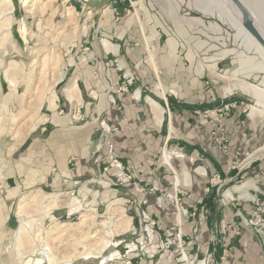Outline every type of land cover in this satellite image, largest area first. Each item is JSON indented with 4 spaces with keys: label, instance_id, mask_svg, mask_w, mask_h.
<instances>
[{
    "label": "rangeland",
    "instance_id": "1",
    "mask_svg": "<svg viewBox=\"0 0 264 264\" xmlns=\"http://www.w3.org/2000/svg\"><path fill=\"white\" fill-rule=\"evenodd\" d=\"M11 1L14 7L11 20V35L9 40L0 42V216L2 217V222H0V264H36L37 259L42 258L43 250L46 249L48 242L52 244L67 238L65 234H51L49 239L47 238L49 231L62 224L70 225L71 232L69 235H76L79 232L78 230H80L95 235L94 238L90 239L91 241L88 240L89 242H94L96 238H103L109 241V246L101 257L89 260L80 259L73 262V264H101L103 260L105 261L104 264H107L106 262L110 260L111 254H117L114 252L117 245L119 246L116 249L122 252L127 248L132 249L136 239H138V237L131 234L132 232H129L130 228L137 226L135 219L133 220L131 217L134 206L129 204L123 206V200L118 197L119 195L116 198H108L110 193L107 191L117 190L118 188H107L102 193L104 189L101 187L92 189L90 187L91 184H88L89 189L91 188L93 192L98 193H95L93 203H89L92 200V198H89V201H87L89 204L84 209L75 208L68 213V209L72 208L76 203L73 198L76 199L78 197L69 198L67 196L69 203L54 210L63 213L61 218H57V212L53 215V218V211H51L50 215L43 219L39 218V220L34 207L31 205L26 206L25 214L17 215L20 201L28 202L34 195L43 197L44 195L51 196L54 194L60 196L58 200H61L65 199L66 195L58 194V192H66L71 189L56 192V190L50 191V189H46L44 185L39 186L38 182L45 181L40 177L41 169H39V166L42 161L36 158H27L24 152V147L26 146L24 143L26 141L31 142L37 137L38 130H34L45 121V115L49 114L46 111V101L49 102L51 107L54 106L56 96L61 101L62 97L60 94L67 87L65 84L68 82L74 61L77 62L82 57L83 51L86 53L91 52L89 42L97 41L100 48H104L106 51H115L116 47L114 46L119 41L115 37L112 41L107 38L105 41L103 40L105 39L104 35L102 36L97 32L98 24L102 26L101 22L104 20H111L109 23H115L114 21H116L115 25L117 27L128 30L127 34L131 39L125 47L130 52L135 50L134 45L137 37L130 35L129 32H133L134 27L140 32L141 45L145 53L143 65L156 74L158 80L154 86H156L158 92L162 90L174 92L179 86V83L175 82L176 79L178 81V78L184 80L194 78L196 75L200 76L198 82H202L203 86V109L194 110L192 115L197 118L202 127L208 128L209 136L213 141V148L219 156L226 152L224 155L231 154L235 156V161L238 163V161L240 162L238 158L242 155L241 153L246 152L242 155L241 162L247 159L254 160L257 156H262L261 162H264V101L257 99L252 91L246 93L240 88H234V86L244 85L255 87L259 91L264 90L256 85L260 79L256 78L258 80L253 83L244 80L242 75H239L242 74L243 69L248 70L239 66V56L244 59L252 56L254 58L258 55L252 54L247 50L243 39L238 36L236 28L225 17L217 13L212 16L203 12L195 6L194 0H124L123 12L117 10L115 15V12L112 13L108 10L103 13V18L101 17V12H99L90 19H88L90 17L88 16L89 12L74 10L73 5L68 0H57L56 2L32 0L24 7V4L19 0ZM204 1L206 2V7L215 5L213 0ZM169 3L172 5V10L178 4L179 8L177 11H170ZM249 5L252 6V4ZM181 18L198 19L201 24L197 28L191 29L189 25L181 22ZM258 23L260 25L261 22L258 21ZM261 24L260 27L262 26L264 30L263 22ZM23 28L25 34H23ZM119 36H123L122 33ZM176 37L184 40V42H178ZM228 51H231V53L225 54ZM162 54L172 57L168 71H165L160 66L159 60ZM46 55L50 57L49 69H47V86L43 88V91H39V88H36V90L26 92L25 83L27 78L33 69L35 73H38L40 62L43 61V57ZM251 70L264 72L260 68H251ZM64 72L65 74L68 73L65 80L62 79ZM234 72H237V74L233 75ZM165 74H169L170 82L167 85L160 78ZM130 75L135 78L134 74ZM6 77L12 81V84H9ZM60 79L62 81L59 83ZM124 82H126L125 79L121 78L120 81L114 84L112 90L120 92L119 86ZM154 86H148V89L152 91ZM69 89L64 90L65 97L69 100L77 97L76 86L73 94H66ZM262 95L264 96V91ZM109 97L112 98V96ZM232 98L241 99L243 102L241 101V103L237 104L232 101ZM206 102H213L214 106L209 104V107ZM21 104L31 111V114L26 116L23 121L21 120V122L12 125L10 116L20 110ZM259 105H262V108ZM160 109L162 110L161 107ZM58 111L62 113L61 115L66 116V109ZM162 111L160 125L157 123V112L155 109L153 111V114L155 113L154 121L158 126L163 125ZM168 114L170 112L165 115L166 124L169 122L171 132L169 134L172 136L176 134L178 129L175 125L174 115ZM73 116L74 114L70 118L73 119ZM36 120L39 122L33 130L27 131L24 135L16 133L18 129L26 127ZM86 121L91 122L90 120ZM103 123L104 121L102 120H96L94 127L98 131L87 139L88 142H85L84 150H90V152L92 150L93 152L96 148H103V145L105 146L108 141L113 142L111 138L107 141H104V138L100 140L99 133L102 130L109 136L110 133L113 134L112 132L117 130L109 126L106 127ZM73 124L75 127H81L82 125H84L82 128L85 126L90 127V124L85 123L81 119ZM47 136L48 132H44L40 138L43 139ZM162 143L154 162L161 170H165V176L168 177L166 178L168 180L166 183H169L170 189L164 191L157 184L158 190L154 193H157L160 199L165 200L164 203L168 202L169 206L171 205L174 208V203L164 198V195L166 193H174L175 189L183 192V194L178 195L181 207L187 209L189 214L195 213L194 216H179L176 215L174 209L169 207V215L174 217L172 226L174 225L175 229L173 232H178L177 226L179 224L181 225V227L179 226L180 230H182V218L196 220L198 217V204L192 203L186 207L182 202L181 196L190 197V194L183 187V185L187 184V181L189 183L190 179L188 174L184 176L186 172L190 175L195 174L208 178L209 185L218 189L220 203L223 207L234 204L232 209L236 211L238 207L235 200L242 205L250 204L247 211H241V215L245 219V224L253 229L251 224L255 222L258 216L255 201L259 198L247 193L244 196L246 191H244V194L239 191V193L236 192L235 194L231 192V190H239L236 187L243 185L244 182H238L242 180L240 179L241 174H236L233 181H231V179L217 174L208 177L202 168H198V165L194 166V164L187 170L185 168H177L175 165L176 160H182L178 152L182 151L168 145V142ZM97 159H93L94 164L99 162ZM190 160V163H193L194 159L191 158ZM74 161L75 158L69 160L70 168ZM215 176H219V179L215 178ZM93 177L95 175L90 178ZM183 188L185 189L184 191ZM209 190L210 188L206 192H209ZM44 197L46 198V196ZM43 202L44 205L48 204L45 199ZM160 203L164 205L162 201ZM138 209L147 212L144 207ZM120 212L131 219V222L127 230L116 232L120 223ZM20 222L28 225L26 226L27 232H33L32 236L37 235V233H39V236L34 237L36 238L34 241L35 247L28 254L26 253L17 258L14 251V242ZM192 228L191 232L197 229L196 226ZM258 238L263 245L262 236L258 235ZM56 259L62 262L60 255ZM59 261L56 263H60ZM42 264L48 263L45 260ZM209 264H211V259Z\"/></svg>",
    "mask_w": 264,
    "mask_h": 264
},
{
    "label": "crops",
    "instance_id": "2",
    "mask_svg": "<svg viewBox=\"0 0 264 264\" xmlns=\"http://www.w3.org/2000/svg\"><path fill=\"white\" fill-rule=\"evenodd\" d=\"M68 2L73 5L74 10L89 12L88 16L90 17L88 19L99 12H101L103 18L105 11L115 12V15L117 10L124 11V0H68ZM109 22L111 20H104L101 22L102 26L98 24L97 32L102 36L104 35L105 39L103 40L105 41L106 38L112 41L115 37L119 41L114 46L117 51H114L115 53L106 51L104 48L99 47L97 41H90L91 52L86 53L83 51L82 57L77 62L74 61L68 82L65 84L67 87L64 88V90L72 89L75 85L78 92L77 97L69 100L65 97L64 90H62V94H60L61 101L56 96L53 107L46 101V111L49 114L45 115V121L34 130H38L37 137L31 142L26 141L24 143L26 145L24 147L25 156L42 161L39 166L42 174L40 171L39 173L40 177L47 182L40 181L38 185H44L46 189L56 190V192L70 188L75 189V182H88V184H91L92 189L100 187L94 184L95 178L90 177L101 172V160L105 154V146L103 145V148H96L93 152L92 150L90 152V150H84V145H86L85 142H88L87 139L98 131L94 127L96 120H102L104 126L116 128L117 130L112 132L113 134L110 133V136L102 130L99 133L100 140L101 138L102 140L104 138V141L109 138L113 140L116 157L133 178L132 184L128 188L108 190L107 192L110 193L108 195L109 199L116 198L118 195L121 200L128 198L129 191L137 184L147 189H150L154 184H159L164 191L169 190L165 170H161L154 162L163 144L162 142H168V145L181 150L185 154V159L176 160L175 165L177 168L187 170L194 164V166L198 165V168H202L208 177L217 174L231 179V181H233L236 174H241L240 179L242 180L238 182H244L243 185L236 187L239 190H231V192L233 194L236 192L244 194V191H246L244 196H246V193L257 196L260 204L264 206V162H261L263 157L257 156L254 160L247 159L249 161L244 160L241 162L242 155L246 153L242 152V155L238 158L240 162L237 163L235 156L231 154L224 155L222 153L219 156L213 148V141L209 136L208 128L202 127L197 118L192 115L194 110L203 109V86L202 82H198L200 76L187 77L189 79L184 80L178 78V81L176 79L175 82L179 83V86L174 92L163 90L158 92V89L154 86L158 80L156 74L143 65L145 53L141 45L140 32L135 27L133 32H129L130 35L137 37L134 45L135 50L130 52L125 47L131 39L127 34L128 30L117 27L115 25L116 21H114L115 23ZM120 33L123 36H119ZM176 39L180 43L184 42L180 38L176 37ZM171 60L170 55H160V66L168 71ZM260 61L262 60L259 56H255L252 60L254 64H258ZM94 64L95 66L92 67ZM244 68L248 70L243 69L242 74L239 75H242L244 80L253 83L260 79L256 85L260 89H264V72L251 70L252 67L249 66H244ZM130 74L135 75V80L130 86L129 92L120 93L112 90L114 84ZM67 75L68 73L65 74L64 72L62 79L65 80ZM168 75L165 74L160 77L165 85L170 82ZM256 78L258 79L256 80ZM62 79L59 80V83ZM152 85L154 89L150 91L148 86ZM109 96H112V98ZM149 100H153L162 108L163 125L158 126L154 121L155 113L153 114L154 109L148 103ZM232 101L238 104L242 100L232 98ZM206 103L208 106L209 104L214 106L213 102ZM62 109H66V116L59 113L58 110L62 111ZM167 112H170L168 115H174L175 125L178 129L176 134L172 136L169 134V122L166 124L165 115H167ZM72 114H74L73 119L70 118ZM79 119L90 124V127L85 126L82 128L84 125L75 127L73 123L78 122ZM44 132H48V136L41 139L40 137ZM71 158H75V161L70 168L69 160ZM95 158L100 159L97 164L93 163ZM191 158L194 159L193 163H190ZM185 174H188L190 179L189 183L188 181L187 184L185 182L186 185H183V187L190 194V197L181 196L182 202L186 207L192 203L199 206L196 220L182 218L183 232L180 231L186 236L187 248L188 250L191 249L190 253L197 255V260H202L207 254H210L211 264H264L262 242L253 229L245 224V219L241 215L242 212L248 210L250 204L242 205L235 200L238 207L236 211L232 209L234 204L223 207L220 203L218 189L209 185L208 178L195 174L190 175L188 172L184 173V176ZM64 180H66V183H63ZM88 186L77 190L74 196L78 198H73L76 203L68 209V213L75 208L84 209L89 203H93L94 195L97 192L91 191ZM208 188L210 190L206 192ZM104 191L105 189L102 190V193ZM89 198H92V200L89 201ZM135 198L138 200L145 198L147 200L144 209L158 225L172 226L174 217L168 215L167 208H173L171 205L169 206L168 202L164 203L165 200L160 199L157 193L136 195ZM158 204H161L162 207H158ZM55 213L57 218H61L63 215L60 211H53V218ZM131 217L133 220L135 219L137 226L130 228L129 232H143L144 222L139 217L137 207H134ZM194 226L197 228L196 232H191ZM154 232L157 231L154 229ZM161 237L162 234L158 233L156 239L159 240ZM139 240L146 242V238L141 237L136 239L135 243ZM137 256L136 251L132 250L130 258L133 260V264H180L175 260L159 259L149 248L145 249L142 261H138Z\"/></svg>",
    "mask_w": 264,
    "mask_h": 264
},
{
    "label": "bare ground",
    "instance_id": "3",
    "mask_svg": "<svg viewBox=\"0 0 264 264\" xmlns=\"http://www.w3.org/2000/svg\"><path fill=\"white\" fill-rule=\"evenodd\" d=\"M19 1L24 4L23 7L27 6L30 2H32V0H19ZM56 1L57 0H49V2H56ZM240 1L246 6L250 15L254 19V22L256 23L257 27L264 34L263 27L262 26L260 27V25H262L261 24L262 22L264 26V0H240ZM194 2L197 8H199L205 13H208L209 15L213 16L217 13L218 15L225 17L226 20L233 27L236 28L237 34L240 38L243 39V42L245 43L247 50L250 52L252 51L253 53H256L262 60L261 63L259 62L258 64H254L252 62L253 57L243 59V58H240L239 56L238 64L241 68L244 66H249L255 69L260 68L261 70H264V49L252 38V36L248 32H246L243 29L241 25V21H240V14L236 10L234 5L230 2V0H213V2H215V5L208 6V7H206V2L204 0H194ZM249 4H252V6H250ZM168 5L170 7V11L172 12L173 10L177 11V9L179 8V5L177 4V7H175L172 10V5L170 3ZM13 9L14 7L12 5L11 0H1V3H0V42L9 40L10 38ZM258 21L261 22L260 25H258L259 24ZM181 22L189 25L191 29H195L201 24L200 20L198 19L181 18ZM23 34H25L24 28H23ZM115 51H117L116 48H115ZM230 53L231 51H228L225 54H230ZM49 61H50V57H48V55L44 56L43 61L40 62V65L38 67L40 68L38 69L39 70L38 73H35L34 69L31 71V74L27 78L26 83H25L26 92L30 90H36V88H39V91H43V88L47 86V83H48V80H47L48 70L47 69H49L48 67ZM235 74H237V72H234L233 75ZM6 79L8 80L9 84H12V81L9 78L6 77ZM234 88H240L246 93L252 91L257 99H261L260 101H264V96L262 95L264 90L259 91L255 87L244 86V85H238V87L234 86ZM66 92H67L66 94L75 93V86H73L72 89ZM136 99H138V97H136ZM149 103L156 110L157 123L158 125H160L162 121L160 117L162 110L160 109L158 104H156L155 102L149 100ZM29 114H31V111L27 110L21 104L20 110L16 114H12L10 116V123L12 125H14L15 123H19L21 122V120L23 121L24 118L28 116ZM38 122H39L38 120L33 121L28 126L18 129L16 133H21L22 135H24L25 133H27V131L33 130L36 127V124ZM76 183L74 184V186H76L77 188L76 189L71 188L68 191V192L73 191L71 193V196L66 195L64 197L65 199L58 200L60 196L54 194L51 196L44 195L46 196V198L44 196L36 197V195H34L30 198L29 201L27 200L28 202L20 201L18 208H17L18 209L17 215L21 216L22 214H25L26 206L31 205L34 207L38 219L39 218L43 219L47 217L48 215H50L51 211H54L56 208H61L62 206L67 205L69 203L68 197L69 198L73 197L76 194L77 190H80L81 188H86V186L88 185V182H76ZM94 184L100 186L102 189L116 188L113 186L107 187L105 185L107 184L106 181H103L102 184H99L97 182H94ZM43 198L47 200L48 202L47 205H44ZM120 216H121L120 223L117 227L118 230L116 232H122V231L127 230L131 222V219L127 218L124 213H121ZM0 222H2L1 216H0ZM26 226L28 225H25V223L20 222L19 229L16 232V237H15V242H14V251H15L17 258L20 256H23L26 253L28 254L35 247L34 241L36 238L34 237L39 236V233H37V235L35 234L34 236H32L31 234L33 232H27ZM78 231L79 232L76 235H69L71 232L69 224H62V225H59L58 227L56 226L55 229L49 231V233H47L48 239L51 234H55V235L65 234L67 238L59 242H56L57 244L56 243L50 244L48 242L46 249L43 250L42 258L37 259L36 264H42L45 260L47 261L48 264H73V262L80 260V259L89 260V259H93L96 257H101L102 253H104L105 250L108 248L109 241H106L103 238H96L94 242H89L88 240H90L91 238H94L95 235H91L87 232H82L80 230ZM59 255H60V258H62L61 259L62 262L56 259V257ZM116 256L117 254H113V255L111 254V257L109 259L113 260ZM57 261H59L60 263H56ZM104 262H105L104 260L101 261V264H104Z\"/></svg>",
    "mask_w": 264,
    "mask_h": 264
},
{
    "label": "built area",
    "instance_id": "4",
    "mask_svg": "<svg viewBox=\"0 0 264 264\" xmlns=\"http://www.w3.org/2000/svg\"><path fill=\"white\" fill-rule=\"evenodd\" d=\"M126 82L119 86L120 92H128L129 86L132 84V81L135 79L132 75H128L123 77ZM227 108V107H226ZM181 151V150H180ZM180 154V158L184 159V154L182 152H178ZM226 152H224L225 154ZM100 159H97V161ZM102 163V171L98 174H95V181L99 184H102L103 181H106L105 184L107 187H116V188H128L129 185L132 184L133 178L130 173H128L122 163L116 158L114 144L108 141L105 145V154L101 160ZM215 178L219 179V176H215ZM66 183V180L64 181ZM76 183V182H75ZM74 183V184H75ZM78 184V183H76ZM91 190V188H90ZM158 190L157 184L151 186L150 189H147L144 186L134 185L133 189L129 191V197L123 200V206L126 204L133 205L134 207L141 208L147 205V200L145 198L136 199V195H143L148 193H153ZM69 191V190H68ZM58 192L61 195H69L73 192ZM92 191V190H91ZM167 194V195H166ZM164 198H167L168 201L174 203V211L176 215H182L184 217L194 216L195 213L189 214L188 210L181 207L179 203L178 195L183 194L175 189L174 193H166ZM259 200L256 199L255 204L257 205L256 212L258 216L251 225L255 233L263 238V248H264V207L260 203ZM158 207H162L161 204H158ZM139 211V217L144 222L143 224V232H132L131 234L141 238L145 237L146 242L138 241L134 244L133 248H127L124 251L117 250L115 247V251L117 256L110 261H107V264H133V260L130 258L132 250L137 253V260L142 261L144 258V251L146 248L151 249L159 259L169 260L174 259L176 262L180 264H209L210 262V254H207L205 258L202 260H197V255L191 254V249L188 250V242L186 241V236L180 232L181 225L177 226L178 232L174 231V225L170 228H165L162 225H158L151 216L144 210ZM170 208H167V213L169 215ZM174 215V213H173ZM154 229L157 232H154ZM196 232V229L193 230ZM161 233L162 237L158 240L156 239L157 234Z\"/></svg>",
    "mask_w": 264,
    "mask_h": 264
},
{
    "label": "water",
    "instance_id": "5",
    "mask_svg": "<svg viewBox=\"0 0 264 264\" xmlns=\"http://www.w3.org/2000/svg\"><path fill=\"white\" fill-rule=\"evenodd\" d=\"M240 14L243 29L264 49V34L257 27L246 6L240 0H230Z\"/></svg>",
    "mask_w": 264,
    "mask_h": 264
}]
</instances>
